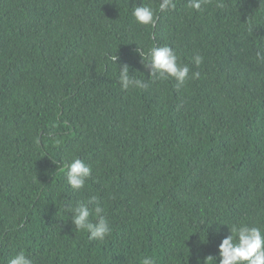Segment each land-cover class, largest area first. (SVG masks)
Segmentation results:
<instances>
[{"label":"trees","instance_id":"16d2710c","mask_svg":"<svg viewBox=\"0 0 264 264\" xmlns=\"http://www.w3.org/2000/svg\"><path fill=\"white\" fill-rule=\"evenodd\" d=\"M140 3L154 25L134 21ZM201 8L0 0V264L21 250L34 264H219L233 224L264 230V0ZM150 45L200 77L122 90V64L148 80L137 48ZM73 158L92 168L80 191L66 181ZM93 195L112 229L103 241L65 211Z\"/></svg>","mask_w":264,"mask_h":264},{"label":"clouds","instance_id":"9594fccd","mask_svg":"<svg viewBox=\"0 0 264 264\" xmlns=\"http://www.w3.org/2000/svg\"><path fill=\"white\" fill-rule=\"evenodd\" d=\"M207 2L208 0H187L188 7L197 12L202 11V3ZM175 8L176 0H159L160 13H166ZM131 15L134 21L142 26H152L156 23L157 12L143 3L135 5ZM137 53L144 68L148 70V80L133 76L130 74L129 65L122 64L118 70V83L124 91L147 89L150 83L169 78L182 86L187 81L200 77L198 71L189 74V65L180 63L177 52L170 46L150 45L147 52L138 47ZM256 55L259 61L264 62V53L257 52ZM192 59L197 67L203 62V57L199 54L194 55ZM117 60L116 54L105 55V65L108 62L115 65ZM64 168L67 184L73 191L83 189L92 174L91 166L79 158H73L70 163H65ZM65 211L71 215V221L76 230H86L90 241H103L111 234L110 222L95 195L89 197L87 201H77L74 205L69 202L65 205ZM93 216L94 220L90 219ZM229 232L230 234L218 245L219 264H264V230L241 223L233 224ZM216 259V257L208 256L205 264H215ZM8 264H34V260L21 250L8 261ZM141 264H155V261L152 257L145 256Z\"/></svg>","mask_w":264,"mask_h":264}]
</instances>
